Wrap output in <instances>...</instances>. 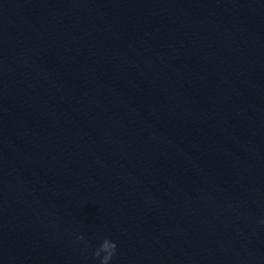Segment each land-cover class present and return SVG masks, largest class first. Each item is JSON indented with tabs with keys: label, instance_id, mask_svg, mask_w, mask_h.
Wrapping results in <instances>:
<instances>
[{
	"label": "clouds",
	"instance_id": "clouds-1",
	"mask_svg": "<svg viewBox=\"0 0 264 264\" xmlns=\"http://www.w3.org/2000/svg\"><path fill=\"white\" fill-rule=\"evenodd\" d=\"M261 223H264V221H261ZM79 238L83 239V236ZM116 249V242L109 239L108 237H104L93 251L92 256L99 259V264H109L116 254Z\"/></svg>",
	"mask_w": 264,
	"mask_h": 264
}]
</instances>
